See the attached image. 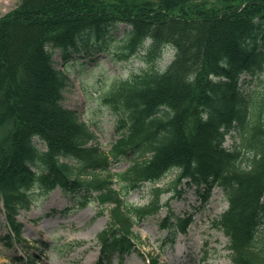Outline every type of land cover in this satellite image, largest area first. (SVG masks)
<instances>
[{"label":"trees","instance_id":"trees-1","mask_svg":"<svg viewBox=\"0 0 264 264\" xmlns=\"http://www.w3.org/2000/svg\"><path fill=\"white\" fill-rule=\"evenodd\" d=\"M120 25L127 50L120 57L145 49L147 66L102 94L119 135L106 151L64 105L70 79L54 52L68 61ZM168 46L173 60L162 70ZM244 73L264 74V0H20L0 17V217L20 240L18 210L60 187L75 206L109 210L97 236L109 259L138 252L134 226L170 209L183 183L208 194L219 187L229 206L214 226L229 239L232 263L264 264V86L243 91ZM231 132L239 142L229 149ZM127 160V169L112 172ZM147 182L149 203H131L129 194ZM190 223L166 219L164 246Z\"/></svg>","mask_w":264,"mask_h":264},{"label":"rangeland","instance_id":"rangeland-1","mask_svg":"<svg viewBox=\"0 0 264 264\" xmlns=\"http://www.w3.org/2000/svg\"><path fill=\"white\" fill-rule=\"evenodd\" d=\"M19 1L0 0V16L15 8ZM125 31L126 27L120 25L99 41H92L82 50L73 52L68 61L59 50L54 52L57 69L64 70L70 79L64 92V105L81 114L97 135L98 143L107 151L118 138L117 116L104 106L102 94L114 79H127L146 67L138 55L120 57L127 53L123 46ZM172 59L173 52H166L158 65L166 68ZM261 80L264 82V75L256 79L243 75L242 90H254ZM236 142V135L232 133L227 136L225 146L232 148ZM129 166V160L117 162L112 171H123ZM174 176L175 173L167 176L160 185L168 183ZM152 187L150 183L140 187L129 196V201L136 205L147 204ZM181 188L182 195L172 200L170 211L165 207L134 228V233L141 239L139 253L125 255L121 262V255L116 252L109 264H150L142 253L153 257L156 264H233L228 238L214 227L216 217L228 207L223 190L215 188L208 194L204 187L183 185ZM168 198L169 194L165 195L163 202ZM74 205L73 195L57 188L32 201L29 208L20 209L17 219L22 224L21 241L8 237L10 229L4 225L5 216L2 215L0 264H98L101 247L97 235L107 225L109 213L97 215V203L83 207ZM67 207L71 208L68 215L59 212L48 217L54 210L63 211ZM175 217H191L192 224L186 234L178 236L174 246H167L162 252L163 239L168 234L163 221L167 219L170 223ZM65 245L67 247L62 249ZM31 253L33 256H29Z\"/></svg>","mask_w":264,"mask_h":264}]
</instances>
